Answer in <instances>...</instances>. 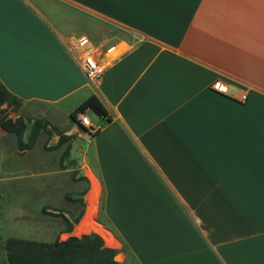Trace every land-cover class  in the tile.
<instances>
[{
    "label": "crops",
    "instance_id": "1",
    "mask_svg": "<svg viewBox=\"0 0 264 264\" xmlns=\"http://www.w3.org/2000/svg\"><path fill=\"white\" fill-rule=\"evenodd\" d=\"M80 34L120 49L95 84ZM0 80L35 115L107 111L73 132L118 264H264V0H0Z\"/></svg>",
    "mask_w": 264,
    "mask_h": 264
},
{
    "label": "rangeland",
    "instance_id": "2",
    "mask_svg": "<svg viewBox=\"0 0 264 264\" xmlns=\"http://www.w3.org/2000/svg\"><path fill=\"white\" fill-rule=\"evenodd\" d=\"M23 105L20 99L13 102L10 118L23 119L26 125L23 141L33 126L39 135L30 151L20 153L15 137L0 131V264H7L4 249L7 238L45 243L64 241L70 234L65 232L64 219L71 222L79 217L78 222H82L87 215L85 204L91 182L84 170L90 168L92 151L88 148L84 155L78 149L85 145V140H77V132H73L74 128L82 132L78 123L66 114L51 118L49 108L39 107L35 115ZM86 115L94 125L99 124L94 112L87 111ZM97 211L98 202L91 212L96 224ZM99 221L110 228L102 212Z\"/></svg>",
    "mask_w": 264,
    "mask_h": 264
},
{
    "label": "trees",
    "instance_id": "3",
    "mask_svg": "<svg viewBox=\"0 0 264 264\" xmlns=\"http://www.w3.org/2000/svg\"><path fill=\"white\" fill-rule=\"evenodd\" d=\"M18 100L0 80V130L14 136L18 152L23 153L34 147L39 133L33 126L29 130L26 141H23L26 132L23 119H12L9 116L12 103ZM87 111L94 112L96 116L106 122L110 121L107 111L95 95L88 96L71 111L69 118L77 124V115ZM79 127L84 132L86 131L81 125ZM85 192L86 190L84 194ZM78 220L79 217L74 218L71 222L64 219L65 232H71L73 225L77 224ZM4 249L7 264H118L115 260L116 250L106 247L102 238L95 233L80 237L71 236L64 241L56 240L52 243L7 238L4 241Z\"/></svg>",
    "mask_w": 264,
    "mask_h": 264
},
{
    "label": "built area",
    "instance_id": "4",
    "mask_svg": "<svg viewBox=\"0 0 264 264\" xmlns=\"http://www.w3.org/2000/svg\"><path fill=\"white\" fill-rule=\"evenodd\" d=\"M65 47L68 55L76 61L80 73L89 84L97 83L106 69L120 55V49L116 46H110L100 52L87 36L81 34L69 39ZM211 90L220 95H229L227 86L219 81L211 85ZM243 99L245 100V97ZM77 122L87 130L92 127L86 113L78 114Z\"/></svg>",
    "mask_w": 264,
    "mask_h": 264
},
{
    "label": "bare ground",
    "instance_id": "5",
    "mask_svg": "<svg viewBox=\"0 0 264 264\" xmlns=\"http://www.w3.org/2000/svg\"><path fill=\"white\" fill-rule=\"evenodd\" d=\"M86 175L90 178L91 182L90 192L86 196L87 215L86 218L79 224V226L75 228L74 233H72L71 236L79 237L80 235L82 236V234L86 235L91 232H94L97 233L104 240V243L107 247H114L115 240L113 239V237L108 233V231H105L101 225L96 224L92 220L91 212L94 211L97 203L99 186L94 176L89 170H86Z\"/></svg>",
    "mask_w": 264,
    "mask_h": 264
}]
</instances>
